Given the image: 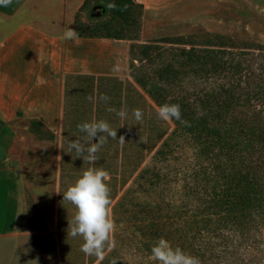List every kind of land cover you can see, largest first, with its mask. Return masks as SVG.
Here are the masks:
<instances>
[{"label": "trees", "instance_id": "16d2710c", "mask_svg": "<svg viewBox=\"0 0 264 264\" xmlns=\"http://www.w3.org/2000/svg\"><path fill=\"white\" fill-rule=\"evenodd\" d=\"M20 1L0 3V11L11 13ZM113 1L115 10L121 9V4L125 3L130 9L137 7L139 15L141 13L142 6L135 0ZM139 17L131 20V25L137 31L140 28ZM74 29L77 31V27ZM77 33L78 36L130 39L108 33L102 35L99 31L94 35ZM203 51L216 54L219 50ZM199 57L203 61L205 56ZM224 63H214L212 72L224 68H228V72H238L240 62L230 60L227 66ZM251 91L255 95L253 88ZM145 92L153 103L130 81H123L115 75H64L56 211L61 264H91L97 259L86 256L80 250L83 242L81 237L68 235V223L73 218L75 207L63 201L64 191L88 167L103 168L109 173V208L114 216L118 212L124 218L125 214L130 215L145 249L151 251L157 240L164 238L173 247H179L185 253L197 257L200 264H264V124L257 117L232 113L236 105L243 104L238 101L242 95L232 83L219 85L216 90L206 94L204 99L200 98L196 104L201 110L198 116L189 111L184 98L166 100L154 88L146 89ZM250 92L242 93L244 102ZM101 95L109 97L107 103L99 99ZM163 104L180 105L182 120L189 122L190 126L171 119L175 126L171 133L188 136L197 146L198 155L205 157L206 162L199 160L191 180L184 182L183 195L186 198H181L179 202L163 199L162 203L148 200L129 204L125 196L117 197L132 180L143 178L144 191L155 190V185L161 182L162 175L158 172L152 174L155 181L146 177L144 174L147 169L142 164L152 151L158 158L165 155L169 122L157 115L158 108ZM109 107L115 108L117 112L126 110L127 117L121 119L116 112L107 111ZM136 108L143 113L139 122L132 114ZM203 113L210 116V122ZM99 120L107 121L116 129L117 139H107L96 153L97 161L89 164L82 157H76L75 150L68 153L70 141L80 140L85 143L84 134L78 130L77 125ZM31 126L35 127V122H31ZM121 136L124 143L119 142ZM92 142L97 141L94 138ZM127 205L136 209L128 214L129 210L125 208Z\"/></svg>", "mask_w": 264, "mask_h": 264}, {"label": "crops", "instance_id": "0c3cea01", "mask_svg": "<svg viewBox=\"0 0 264 264\" xmlns=\"http://www.w3.org/2000/svg\"><path fill=\"white\" fill-rule=\"evenodd\" d=\"M82 1H77L71 13L67 0H61L59 6L41 0H21L11 13L0 11V149L12 159L17 151L23 152L18 161L26 164L30 163L27 158L33 148L46 147L48 143L44 138L53 139L55 155L52 162L58 171L57 192L52 197L51 177L43 180V173L37 179L43 187L44 199L41 226L34 227L20 192L22 177L17 168L12 165L0 167V264H61L56 211L64 75L121 76L127 72L129 40L98 36L63 38L68 27L74 29L71 16ZM135 1L142 6L143 39L162 34V26L170 23L185 28L180 32L190 30L198 21L209 29L224 32L232 14L230 9L237 12L232 15L237 19L236 27L254 24L256 39H264V0ZM22 12L28 16L22 18ZM245 15L252 18L246 21ZM198 16L205 19L200 20ZM18 120L29 121V134L36 138L34 144L23 142ZM31 122L36 126L32 127ZM41 122L46 127L45 132ZM7 124H10L8 128ZM45 162L50 164L51 161L43 157L40 160L42 167Z\"/></svg>", "mask_w": 264, "mask_h": 264}, {"label": "rangeland", "instance_id": "374dc122", "mask_svg": "<svg viewBox=\"0 0 264 264\" xmlns=\"http://www.w3.org/2000/svg\"><path fill=\"white\" fill-rule=\"evenodd\" d=\"M41 1L58 4V6L61 2V0ZM77 1L67 0L66 4L70 13ZM110 4H114V1L83 0L71 17L74 27H77V31L82 34L94 35L96 31H99L102 35L108 33L130 38L126 39L130 41L127 72L124 75L115 76L123 81H130L152 103L153 101L145 92L146 89L154 88L157 94L166 100L184 98L189 105V111L196 116L201 114V110L196 106L200 98L204 99L206 94L216 90L219 85L232 83L236 86L237 92L242 95L238 97V101L243 103L236 105L232 109V113L238 116L257 117L264 124V39H256V25L244 24L237 28L235 26L237 19L232 16L237 12L230 9L232 14L226 24L227 28L224 27V32L209 29L200 25L199 21L190 30L180 32L185 28L170 23L162 26V34L143 39L141 36L142 8L139 15L137 7L130 9L127 4L122 3V8L115 10L109 7ZM24 15L28 16L22 12L21 17L24 18ZM135 17H139L140 21L138 31L131 25V20ZM251 18L250 15H245L246 21ZM198 19L205 18L198 16ZM205 49L219 51L213 54L203 51ZM201 55L205 56L203 61L199 57ZM212 56L215 58L214 60L210 58ZM230 60L240 62L237 73L228 72V68L212 72L211 67L214 63L225 61L224 64L227 66ZM252 88L256 92L255 95L251 91ZM245 91L251 92L249 98L244 102ZM203 115L208 121L210 120L209 115L205 113ZM167 121L169 122L167 131L169 138L168 146L164 150V157L158 158L152 151L145 157L142 164V167L147 169L145 176L147 175L155 181L152 174L158 172L159 175H162L161 182L155 185V190L144 191L143 178L132 180L118 193L117 199L125 196V200L129 204H133L135 201L145 202L148 200L162 203L163 199H171L177 203L181 198H186L183 195L184 182L191 180L192 172L197 167L199 160L206 161L205 157L198 155L197 146L188 136L171 133L175 126L171 119ZM17 124L21 129L20 134L23 137V142L34 144L36 138L29 134V121L18 120ZM9 125L7 124L6 128ZM41 126L42 131L45 132L44 123L41 122ZM43 140L48 143L46 147L33 148L27 158L30 159V163L26 164L18 161V158H22L23 152L17 151L16 157L12 159L10 154L0 149V167L15 166L22 177L20 192L26 202L30 223L34 227L41 226L40 212L42 199H44L43 187L37 179L42 177L43 173L45 174L43 180L45 178L48 180L51 177V197L57 192L58 171L57 165L52 162L55 155L54 141L48 138ZM43 157L51 161L50 164L45 162L44 167L40 163ZM125 208L129 210L128 214L136 209L131 205H127ZM110 216L115 223L113 234L115 248L107 249L102 261L97 258L91 264H158L151 259V251L145 249L135 222L130 220V215L125 214L126 217H129L126 221V217L124 218V215L119 212L114 216L110 208ZM262 237L264 238V230Z\"/></svg>", "mask_w": 264, "mask_h": 264}, {"label": "clouds", "instance_id": "9594fccd", "mask_svg": "<svg viewBox=\"0 0 264 264\" xmlns=\"http://www.w3.org/2000/svg\"><path fill=\"white\" fill-rule=\"evenodd\" d=\"M10 0H0V3L7 4ZM109 7L114 8V4ZM64 39L78 38L75 29L68 27L63 34ZM42 81H38L41 83ZM99 99L105 103L109 100L106 95ZM109 112H116L124 119L127 112L124 109L117 110L113 107L107 108ZM133 116L140 121L143 113L139 108L133 109ZM157 115L163 120L176 119L186 126L189 122L182 120L179 104H163L158 108ZM122 126V125H121ZM78 130L84 134L85 143L80 140L69 142L68 153L75 150L76 157H82L89 164H94L98 157L96 153L100 150L107 139H117L116 129H113L105 120L83 122L77 125ZM100 133V135H97ZM106 134V135H104ZM97 142L93 143V139ZM119 142L124 143L123 136ZM109 173L103 168L88 167L71 183L63 193V201H67L75 207L73 218L68 223V235L73 238L81 237L80 250L86 256H94L103 260L106 249L115 248L113 238L115 223L110 216V188L107 181ZM151 259L158 264H200L197 257L185 253L179 247H173L169 241L159 238L151 248Z\"/></svg>", "mask_w": 264, "mask_h": 264}]
</instances>
